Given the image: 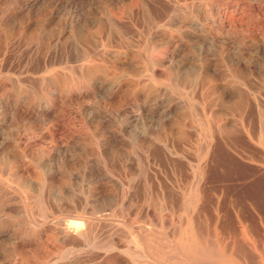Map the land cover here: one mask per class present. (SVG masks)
Listing matches in <instances>:
<instances>
[{
  "label": "rangeland",
  "instance_id": "rangeland-1",
  "mask_svg": "<svg viewBox=\"0 0 264 264\" xmlns=\"http://www.w3.org/2000/svg\"><path fill=\"white\" fill-rule=\"evenodd\" d=\"M119 1L0 0V264H264V0Z\"/></svg>",
  "mask_w": 264,
  "mask_h": 264
},
{
  "label": "bare ground",
  "instance_id": "bare-ground-1",
  "mask_svg": "<svg viewBox=\"0 0 264 264\" xmlns=\"http://www.w3.org/2000/svg\"><path fill=\"white\" fill-rule=\"evenodd\" d=\"M70 1H71V0H70ZM72 1H73V0H72ZM120 1H121V0H120ZM120 1H119V2H120ZM241 1H242V0H241ZM68 2H69V1H68ZM239 2H240V1H239ZM113 3H115V2H113ZM113 3H112V4H113ZM126 3H127V2H126ZM70 4H71V3H70ZM110 4H111V3H110ZM115 4H116V3H115ZM120 4H121V3H120ZM246 4H247V3H246ZM122 5H123V4H122ZM122 5H121V6H122ZM137 5H138V4H137ZM227 5H228V9H230V11H231L232 13H234V14H241L242 6L240 5V3H238L237 0H236V1H230V3H227ZM107 6H108V4H107ZM126 6H128V5H126ZM126 6H125V7H126ZM131 6H133V4H132ZM134 6H135V5H134ZM206 6H207V5H206ZM245 6H246V5H245ZM247 6H248V5H247ZM70 7H71V6H70ZM207 7H209V4H208ZM219 7H220V6H219ZM66 8H67V7H66ZM72 8H73V7H72ZM110 8H111V7H110ZM123 8H124V7H123ZM104 9H105V8H104ZM107 9H108L109 12H110V13H109V12H108V13L111 14L110 9H109V8H107ZM119 9H120V8H119ZM209 9H210V8H209ZM74 10H75V8H74ZM93 10L95 11V9H93ZM112 10H113V9H112ZM115 10H116V9H115ZM122 10H123V9H122ZM204 10H205V9H204ZM244 10H245V8H244ZM120 11H121V10H120ZM123 11L125 12V10H123ZM134 11H135V10H134ZM213 11H214V10H213ZM215 11H216V10H215ZM69 12H70V11H69ZM73 12H74V11H73ZM78 12H79V11H78ZM118 12H119V11H118ZM124 12H123V13H124ZM130 12H131V10H130ZM224 12H225V11H224ZM224 12H223V13H222V12H220V13L218 12V17H219V21H220V22H218V23L221 24V28H222L223 30L226 29V32H228V29H230V28H232V27H235V24L233 23V25H232L231 22H230L231 20H230V21H227V20L224 18L225 15H222V14H224ZM242 12H243V11H242ZM71 13H72V12H71ZM81 13H82V12H81ZM95 13H96V12H95ZM120 13H121V12H120ZM216 13H217V12H216ZM228 13H229V12H228ZM232 13H231V14H232ZM69 14H70V13H69ZM69 14H67V15L69 16ZM72 14H73V13H72ZM141 14H142V13H141ZM231 14H230V15H231ZM77 15H78V14H77ZM86 15H87V14H86ZM100 15H101V13H100ZM125 15H126V14H125ZM125 15H124V16H125ZM205 15H206V14H204V17H205ZM230 15H229V16H230ZM112 16L115 17L116 15H112ZM122 16H123V15H122ZM124 16H123V17H124ZM126 16H127V15H126ZM77 17H78V16H77ZM86 17H88V16H86ZM116 17H117V16H116ZM119 17H120V15H119ZM210 17H211V16H210ZM236 17H237V16H236ZM238 17H240V16H238ZM69 18H70V17H69ZM88 18H89V17H88ZM105 18H106V17H105ZM205 18H206V17H205ZM240 18H241V17H240ZM242 18H243V17H242ZM84 19H85V18H84ZM92 19H93V17H92ZM110 19H111V18H110ZM116 19H117V18H116ZM118 19H119V18H118ZM139 19H140V18H139ZM71 20H72V19H71ZM73 20H74V19H73ZM93 20H94V19H93ZM113 20H115V18H113ZM113 20H112V21H113ZM119 20H120V19H119ZM241 20H242V19H241ZM76 21H77V18H76ZM85 21H86V20H85ZM120 21H122V18H121ZM100 22H101V20H100ZM245 22H246V21H245ZM76 23H77V22H76ZM79 23H80V22H79ZM98 23H99V22H98ZM98 23H97V24H98ZM108 23H109V22H108ZM121 23H124V22H121ZM69 24H70V22H69ZM69 24H68V25H69ZM100 24H101V23H100ZM103 24L106 25V23H104V22H103ZM116 24H117V23H116ZM236 24H238V23H236ZM240 24H241V23H240ZM255 24H256V23H255ZM68 25H67V26H68ZM75 25H76V24H75ZM107 25H108V24H107ZM117 25H118V24H117ZM122 25H123V24H122ZM65 26H66V25H65ZM78 26H79V24H78ZM101 26H102V25H101ZM101 26H100V27H101ZM112 26H113V25H112ZM68 27H69V26H68ZM72 27H73V26H72ZM74 27H75V26H74ZM79 27H80V26H79ZM98 27H99V26H98ZM100 27H99V28H100ZM104 27H105V26H104ZM108 27H109V26H108ZM236 27H237V26H236ZM244 27H245V26H244ZM76 28H77V26H76ZM219 28H220V27H219ZM69 29H70V27H69ZM77 29H78V28H77ZM105 29H106V28H105ZM100 30H101V29H100ZM100 30H99V29L97 30V28H96V31H100ZM108 30H109V29H108ZM223 30H222V31H223ZM74 31H75V30H74ZM86 31H87V29H86ZM102 31H103V30H102ZM233 31H234V30H233ZM108 32H109V31H108ZM112 32H113V31H112ZM226 32H225V34H226ZM66 33H67V32H66ZM68 33H69V32H68ZM79 33H80V32H79ZM83 33H84V32H83ZM86 33H87V32H86ZM95 33H96V32H95ZM95 33H94V36L96 35ZM98 33H100V32H98ZM103 33H104V32H103ZM106 33H107V32H106ZM230 33H231V32H230ZM233 33H234V32H233ZM88 34H89V32H88ZM92 34H93V33H92ZM108 34H109V33H108ZM221 34H223V33H221ZM66 35H67V34H66ZM85 35H86V34H85ZM85 35H83L84 38H86ZM109 35H110V34H109ZM226 35H227V34H226ZM228 35H229V33H228ZM75 36H76V35H75ZM80 36H81V35H80ZM80 36H78V37H80ZM83 36H82V38H83ZM86 36H87V35H86ZM89 36H90V35H89ZM97 36H98V35H97ZM69 37H70V36H69ZM76 37H77V36H76ZM78 37H77V38H78ZM99 37H100V36H99ZM77 38H76V39H77ZM84 38H83L82 40H84ZM102 38H103V37H102ZM106 38H107V37H106ZM106 38H105V39H106ZM108 38H109V37H108ZM108 38H107V39H108ZM78 39H79V38H78ZM78 39H77V40H78ZM80 39H81V37H80ZM86 39H87V38H86ZM93 39H94V38H93ZM82 40H81V41H82ZM97 40H98V39H97ZM100 40H101V39H100ZM103 40H104V39H103ZM117 40H118V39H117ZM84 41H85V40H84ZM87 41H88V40H87ZM98 41H99V40H98ZM78 42H80V41H78ZM85 42H86V41H85ZM95 42H96V41H94V43H95ZM99 42H100V41H99ZM99 42H98V43H99ZM226 42H227V41H226ZM83 43H84V42H83ZM86 43H87V42H86ZM88 44H89V43H88ZM90 44H91V41H90ZM90 44H89V46L91 47ZM97 45H98V44H97ZM97 45H96V46H97ZM93 46H94V45H93ZM99 46H100V45H99ZM104 46H105V45H104ZM152 46H153V45H152ZM106 47H108V46H106ZM150 47H151V46H150ZM157 47H158V46H157ZM157 47H156V48H157ZM67 48H68V47H67ZM67 48H66V49H67ZM72 48H74V46H73ZM94 48H95V47H93V49H94ZM96 48H98V47H96ZM96 48H95V49H96ZM99 48H100V47H99ZM102 48H103V47H102ZM116 48H117V47H116ZM156 48H155V51H157ZM91 49H92V48H91ZM95 49H94V51H92V53H93V52L95 53L96 51H99V50H100V49H98V50L95 51ZM151 49H152V48H151ZM157 49H158V48H157ZM71 50H72V49H71ZM158 50H159V49H158ZM101 51H102V50H101ZM104 51H105V50H104ZM150 51H152V50H150ZM159 51H160V50H159ZM85 52H86V54H87L88 51H85ZM89 52H90V51H89ZM102 52H103V51H102ZM148 52H149V51H148ZM94 53H93V54H94ZM96 53L98 54V52H96ZM99 53H100V55H103V53H101V52H99ZM150 53H151V52H150ZM93 54H92V55H93ZM92 55L90 56V59H92V58H91ZM95 55H96V54H94V56H95ZM100 55L98 54V56H100ZM154 55H155V54H154ZM154 55H153V56H154ZM156 55H159V54L157 53ZM88 56H89V55H88ZM94 56H93V58H94ZM78 57H79V56H78ZM150 57H151V56H150ZM156 57H157V56H156ZM73 58H74V57H73ZM157 58H158V57H157ZM159 59H160V58H159ZM152 60H153V59H152ZM90 61H91V60H90ZM158 61H161V60H158ZM158 61H157V62H158ZM92 62H93V61H92ZM106 62H107V61H106ZM154 63H155V62H154ZM161 63H162V61H161ZM161 63H159V64H161ZM156 66H157V63H156ZM98 70H101V69H98ZM152 70H153V69H152ZM103 71H105V70H103ZM236 71H237V70H236ZM238 71H239V70H238ZM71 72H72V70H70V73H71ZM235 73H236V72H235ZM71 74H72V73H71ZM74 74H75V72L73 73V75H74ZM78 74H79V73H78ZM214 74L216 75V73H214ZM237 74H238V73H237ZM237 74H236V75L234 74V75L236 76V78H237ZM75 75H76V74H75ZM78 76H79V75H78ZM82 76H83V75H82ZM82 76H81V77H82ZM240 76H241V75H240ZM66 77H67V76H66ZM81 77H80V78H81ZM82 78H83V77H82ZM236 78H235V79H236ZM68 79H69V78H68ZM71 79H72V80L70 81L71 86H75V85H76V82H74L75 78H71ZM171 79H172V78H171ZM238 79H239V78H238ZM65 80H66V79H65ZM80 80H81V79H80ZM83 80H85V79L83 78ZM236 80H237V79H236ZM236 80H235V81H236ZM75 81H77V80H75ZM171 81H172V80H171ZM240 81H241V77H240ZM62 82H64V80H63ZM62 82H61V83H62ZM236 83H237V82H236ZM59 84H60V83H59ZM66 84H67V83H66ZM77 84H78V83H77ZM176 84H177V83H176ZM62 85H63V84H62ZM67 85L69 86V84H67ZM67 85H66V86H67ZM87 85H88V84H87ZM238 85H239V84H238ZM68 86H67V87H68ZM207 87H208V86H207ZM77 88H79V87H77ZM56 90H57V89H56ZM2 94H3V93H2ZM52 94H53V93H52ZM52 94H51V95H52ZM238 97H239V96H238ZM56 104H57V103H56ZM198 110H199V109H198ZM208 110H209V109H208ZM208 110H207V111H208ZM213 125H214V124H213ZM261 129H262V128H261ZM237 131H238V130H237ZM239 131H240V130H239ZM230 133H231V132H230ZM232 133H233V132H232ZM226 134H227V133H226ZM213 135H214V133H213ZM229 137H230V136H229ZM215 139H216V138H215ZM0 155H1V154H0ZM3 157H5V156H2L1 159L4 160ZM7 161H9V160H7ZM1 163H2V162H1ZM7 163H8V162H7ZM3 164H4V161H3ZM4 165H6V162H5ZM6 166H7V165H6ZM7 167H8V166H7ZM8 168H10V167H8ZM0 170H3V169L0 168ZM5 170H6V168H5ZM10 170H11V169H10ZM10 170H9V171H10ZM13 170H14V169H13ZM1 172H2V171H1ZM5 172H6V171H5ZM7 173H8V172H7ZM11 173H12V172H11ZM9 174H10V173H9ZM12 174H13V173H12ZM4 175H5V174H4ZM15 175H16V174H15ZM8 176H9V175H8ZM13 176H14V175H13ZM10 177H11V176H10ZM7 178H8V177H7ZM14 178H15V176H14ZM16 179H17V176H16ZM2 180H3V178H2ZM8 180H9V178H8ZM0 181H1V180H0ZM10 181H12V180H10ZM10 181H9V182H10ZM17 181H18V180H17ZM0 183H1V182H0ZM3 183H5V181H4ZM16 184H17V183H16ZM7 185H8V184H7ZM7 185H4V186L7 187ZM1 186H2V185H1ZM1 186H0V187H1ZM10 186H11V185H10ZM21 186H22V185H21ZM21 186H20V187H21ZM2 187H3V186H2ZM26 187H27V186H26ZM12 188H13V187H12ZM21 188H22V187H21ZM0 189H1V188H0ZM8 189H9V188H8ZM10 189H11V188H10ZM26 189H27V188H26ZM5 191H6V190H5ZM12 191H13V190H12ZM3 192H4V191H3ZM7 192H8V191H7ZM3 195H4V194H3ZM3 195H1V196H3ZM5 196H6V194H5ZM28 197H29V196H28ZM196 198H197V197H196ZM29 199H31V198H29ZM4 200H5V199H4ZM43 201H44V200H43ZM6 202H7V201H6ZM41 202H42V201H41ZM49 203H50V202H49ZM0 204H1V203H0ZM38 205H40V204H38ZM50 205H51V204H50ZM5 206H6V205H5ZM2 207H3V206H2ZM1 209H2V208H1ZM74 219H76V218H74ZM77 220H78V219H77ZM60 225H61V224H60ZM70 225H71V224H70ZM59 229H60V228H59ZM82 229H83V228H82ZM60 230H61V229H60ZM63 230H65V232H66L67 234L69 233V231H68V227H67V228H64ZM63 230H62V231H63ZM79 230H81V229H79ZM79 230H78V232H79ZM86 231H87V230H86ZM30 232H31V231H30ZM59 232H60V231H59ZM72 232H73V231H72ZM2 233H3V232H2ZM23 233H24V232H23ZM23 233H21V234H23ZM37 233H38V232H37ZM66 233H64V234L67 235ZM70 233H71V232H70ZM80 233H81V232H80ZM84 233H85V231H84ZM24 234H25V233H24ZM26 234H27V232H26ZM73 234H74V235H77V234L79 235V233H77L76 231L73 232ZM202 234H203V233H202ZM33 235H34V234H33ZM61 235H62V233H61ZM74 235H73V237H72L71 235H69V236L72 237V241H73L74 238L76 237V236H74ZM82 235H85V234L82 233ZM86 235H87V234H86ZM139 235H140V234H139ZM139 235H138V236H139ZM203 235H204V234H203ZM63 236H64V235H63ZM63 236H62V237H63ZM80 236H81V235H79L78 237H80ZM67 237H68V235H67ZM67 237H65V238H67ZM82 238H85V236H83ZM143 238H144V237H143ZM63 239H64V237H63ZM75 239H76V238H75ZM80 239H81V238H80ZM4 240H5V239H4ZM26 240H27V239H26ZM69 240H71L70 237H69ZM143 240H144V239H143ZM211 240H212V238H211L210 240H207V242H208V241H211ZM5 241H6V240H5ZM65 241H66V240H65ZM17 242H18V241H17ZM77 242H78V241H77ZM205 242H206V241H205ZM19 243H20V242H19ZM68 243H70V242H68ZM75 243H76V242H75ZM64 245H65V244H64ZM225 246H226V245H225ZM182 247H183V245H182ZM203 247H204V246H203ZM221 247H223V246H221ZM229 247H230V246H229ZM229 247H228V249H229ZM185 248H187V247H185ZM208 248H209V247H208ZM199 250H200V248H199ZM206 250H207V249H206ZM109 251H110V250H109ZM147 251H148V250H147ZM177 251H178V250H177ZM188 251H189V250H188ZM225 251H226V250H225ZM227 251H228V250H227ZM184 252H185V251H184ZM209 252H210V251H209ZM209 252L206 251L207 254H208ZM223 252H224V251H222V253H223ZM182 253H183V252H182ZM187 253H188V252H187ZM187 253H184V254H187ZM197 253H198V251H197ZM200 253H202V252H200ZM200 253H199V254H200ZM204 253H205V252H204ZM215 253H216V251H215ZM233 253H234V252H233ZM110 254L112 255V253H110ZM210 254H213L212 251L210 252ZM216 254H217V253H216ZM224 254H225V253H224ZM229 254H230V252H229ZM234 254H235V253H234ZM234 254H231V255L234 256ZM240 254H241V253H240ZM138 255H139V254H138ZM195 255H197V254H195ZM204 255H205V258H206V254H203L202 257H204ZM217 255H218V254H217ZM112 256H113V255H112ZM213 256H214V257H217V259L220 257L219 255H218L219 257H218V256H215V255H213ZM222 256H224V255H222ZM226 256H228V255H226ZM235 256L237 257V255H235ZM150 257H151V256H150ZM194 257H195V256H194ZM200 257H201V254H200ZM209 257H210V256H209ZM209 257L206 258V259H209ZM214 257H213L212 259H214V260L216 261L217 259H215ZM224 257H225V256H224ZM239 257H240V256H239ZM170 258H171V257H170ZM229 258L231 259L232 257L229 256ZM113 259H114V258H113ZM206 259H205L204 261H205L206 264H207V260H206ZM226 259H227V258H226ZM230 259H229V260H230ZM239 259H240V258H239ZM110 260H111V259H110ZM157 260H158V259H157ZM170 260H171V259H170ZM210 260H211V258H210ZM222 260H223V259H222ZM113 261H114V260H113ZM113 261H112V262H113ZM190 261H191V260H190ZM204 261H203L202 263H204ZM226 261H228V260H226ZM105 262H106V261H105ZM198 262H199V261H197V264H198ZM249 262H250V261H249ZM110 263H111V261L109 262V264H110ZM157 263H158V262H157ZM200 263H201V262H200ZM200 263H199V264H200ZM209 263H210V262H208V264H209ZM242 263H243V261H242ZM107 264H108V263H107ZM117 264H118V263H117ZM204 264H205V263H204ZM213 264H214V263H213ZM229 264H230V263H229ZM248 264H250V263H248ZM252 264H253V263H252Z\"/></svg>",
  "mask_w": 264,
  "mask_h": 264
}]
</instances>
